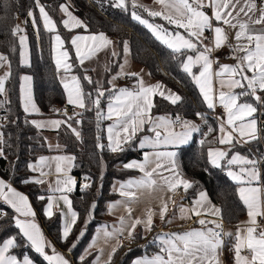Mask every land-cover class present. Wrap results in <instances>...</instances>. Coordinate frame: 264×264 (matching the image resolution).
I'll return each mask as SVG.
<instances>
[{"label":"snow or ice","instance_id":"obj_1","mask_svg":"<svg viewBox=\"0 0 264 264\" xmlns=\"http://www.w3.org/2000/svg\"><path fill=\"white\" fill-rule=\"evenodd\" d=\"M36 6L39 8L40 17L43 20L44 28L48 32H56V22L45 10V7L40 3V0H35ZM110 6L120 8L125 11L131 7V18L139 24L144 25L153 36L164 44L172 53L185 55L187 52H193L195 55H185V59L181 61V66L188 75H190L196 85L199 87L203 100L209 110H215L217 103L223 107L226 114V120H221L219 124V132L221 135L209 143H218L220 145L235 146L236 140L234 134H238L244 139L245 143L250 140L258 139L257 120L254 116L258 112V105H264V96L258 93H264V27L256 29L255 25L264 26V5L258 8L256 0H154L158 4L159 10L151 9L143 4L138 3V0H109ZM205 8L212 10V15L209 16L204 11ZM142 9L147 13L148 17L153 19L159 17L166 21L167 25L174 26L173 30H169L164 24H157L144 18L137 11ZM60 10L66 15L67 19L62 21L64 27L69 31L76 28H87L83 20L73 15L69 11L68 6L61 4ZM259 12L257 18L253 19L256 12ZM241 14L247 17V20L241 19ZM28 16L32 17L33 26H36V19L32 11L28 12ZM215 22V23H214ZM224 25L237 29L235 32V46L228 45L236 59L235 65H221L219 71L213 73L212 53L227 45L228 35ZM175 29H183V33ZM213 33V39L206 44L205 31ZM19 25L12 29V35L16 36L23 32ZM21 48L25 47L26 36L20 35ZM57 47L63 49L65 41L59 34L54 37ZM245 43H241V41ZM83 43V47L82 44ZM71 45L75 48L76 59L82 66L84 62L91 59L98 51L113 45L105 33H94L87 36L75 35L71 37ZM122 51L125 57L130 52L127 41H122ZM243 53V55H237ZM21 62L27 63L25 52L21 51ZM113 56L119 55L116 51L112 52ZM178 59V57H175ZM70 57L67 50L59 52L56 58L57 69L63 68L65 73L71 72L73 64L69 63ZM8 62V57L0 53V67H3ZM127 61H125L126 63ZM200 66L199 74L193 72V68ZM10 67V65H9ZM123 65L121 69L123 70ZM10 71L5 72L3 77H0V95L5 93V80L10 76ZM250 74V75H249ZM119 75V74H118ZM128 75L139 77L138 73H129ZM213 76L220 78V90L217 94L214 88ZM224 77H227L225 79ZM21 79L30 85L31 76H23ZM83 79L89 84H95V96L92 93H85L80 78L73 75L71 77L72 87L65 83V89L68 93L67 103L78 106L81 109L87 110L86 101H90L96 111L97 128L99 129V121L102 119L112 120L113 123L107 127V144L101 142V137L97 135L96 147L103 151L107 148L112 153L124 152L127 147H131L140 132H151L153 135L145 134L139 139L138 147L140 149L150 148L153 151H145L141 161L133 160L123 165L125 169H136L141 175L136 178H129L126 181L119 182L118 186H113V191L117 192L121 199L109 201L107 203V211L113 214L115 211L123 208L127 216L121 215L118 218V224L111 227L101 225L96 229V234L90 244L95 247L97 241L103 239L107 244L112 240L116 243L111 247L107 259L102 261L101 257L104 249L99 250L100 254L96 256L92 264H113V256L118 250L123 247L121 237L130 241H135L137 238L136 229L142 226L145 232H152L155 228L154 217L157 213L149 207L144 217H133L132 204L139 200V194L148 191L149 194L160 191L164 193L175 194L178 189L182 188L185 192L193 188L195 181L184 177L180 171L178 162L179 151L184 145H188L194 140V133L201 131V126L194 121L181 119L176 116L172 119L168 116H153L152 109L155 107L151 97L159 94L172 104H177L182 100V97L172 92L171 90H162V85L145 86L142 78L138 79V84L133 90L129 88H116L113 81L114 76L108 84L112 85L111 89L105 88L99 81H93L87 75V70L83 75ZM227 88L228 91L224 89ZM235 89H240L237 92ZM22 93H25V87L22 85ZM108 94L107 111L105 112L101 106L102 99ZM251 97L252 101L244 99ZM24 102L25 112H38L35 103L32 101L31 89H27L26 94L22 97ZM2 103V102H0ZM65 115L67 112L65 110ZM82 113H77L81 115ZM195 115L207 123V117L204 113L197 112ZM67 120H51L48 122L32 121L38 128L51 125L54 128H59L62 123L67 124L71 131L80 138V132L72 127ZM80 123L79 120L76 121ZM181 126L180 132H175L173 126L175 124ZM230 129V130H229ZM209 132L213 129L209 128ZM3 143L2 134H0V144ZM203 146L205 141H199ZM59 147V146H57ZM161 148H171L174 150L160 151ZM231 151V148H229ZM229 151L222 148H208L207 163L214 168H222L221 161L226 160L228 166L227 175L238 185V193L241 201L247 208L248 220L246 228L237 227L235 233V243L233 245L235 264H264V229L258 223L257 218H264V200L261 199V187L253 186L254 182L259 184L261 181V171L259 161L243 156L240 153H235L229 158ZM3 149L0 148V156H3ZM49 159L57 161L55 172L58 174L56 187L50 191L61 193L59 199L67 206V213L61 212L64 217L60 240L67 242L73 232V227L76 224L79 214L73 210L72 201L67 193H71L76 185V180L66 175V170L62 168L63 161L69 162L75 160L74 156H56L53 158L40 157L41 164ZM238 165V170H233L232 166ZM28 167L32 171H39L38 177H33L30 181L25 180L24 183H45L44 177L50 173L42 170L40 165L29 164ZM207 171V168H205ZM64 173L65 178L60 179L59 174ZM164 173H168L165 175ZM90 178L85 177V183L82 185V190L92 187V184L87 182ZM102 179V176H101ZM44 200V196L38 197ZM48 203L44 208V214L51 217L53 213V197H47ZM0 201L9 205L17 215L13 216V220L19 232L17 236L24 238L30 246L40 254L48 264H71L63 254L57 252L52 247V255L47 254L46 248L49 247V242L45 240L38 224L35 223V211L33 210L28 197L12 187L11 183L0 179ZM169 203L175 205L172 195H168L165 199L164 195L159 197V218L162 223H171L167 218ZM210 205V208H206ZM58 207V205H57ZM97 208L95 200L90 206L89 217L94 218V212ZM181 219H190L191 216L201 217L202 215H212L221 217V209L211 205L205 191L199 192V198L194 200L191 208H179ZM191 213V215H189ZM6 215V213H3ZM24 217V219H21ZM29 217L33 219H28ZM70 217V219H69ZM91 219L85 221V227L79 233L74 242L69 248V252L76 248L77 243L85 235L88 223ZM202 227L199 229H191L183 232H160L153 237L150 244L154 243L158 248L152 256L139 257L133 261V264H220L219 253L225 241L224 237H231L232 233L223 231L222 223H217L216 220L198 219L196 221ZM213 225L208 227L207 225ZM126 233V236H125ZM17 236H11L0 242V264H34V261L28 256H23L22 259L12 254L13 249L20 246ZM141 239H147L146 236H141ZM131 250V249H129ZM247 251L250 255H244ZM89 254H91L89 252ZM81 264H84L85 257L81 256Z\"/></svg>","mask_w":264,"mask_h":264},{"label":"trees","instance_id":"obj_2","mask_svg":"<svg viewBox=\"0 0 264 264\" xmlns=\"http://www.w3.org/2000/svg\"><path fill=\"white\" fill-rule=\"evenodd\" d=\"M65 1L40 0L57 25L56 32H48L44 28L35 0H0V53L8 57V70L11 73L6 80V91L0 95V102H2L0 103V130L3 138L0 148L4 152V155L0 156V175L29 195L35 208V218L41 224L45 237L51 239L56 249L61 251L71 264H81L79 259L81 256L85 257L84 264H92L96 251H88V247L96 229L101 225L110 226L109 223L115 220L107 211V203L119 197L118 193L113 191L114 183L139 174L138 170L125 169L123 165L132 159L143 157L144 149L138 147V142L143 135L150 133L147 131L138 133L132 146H126L124 152L112 153L107 148L101 151L96 147V137L99 135L101 142L107 144L106 126L109 120H100L98 129L96 111L90 101H86L87 110L80 108L74 109L71 115L57 114V109L66 104V95L60 80V71L54 60L53 36L55 33H58L65 41L63 48L69 52V61L73 64L71 71L80 78L85 93H92L95 96L96 87L94 83L89 84L83 79L85 70L94 82L97 80L88 69L79 64L75 48L70 40L77 32H103L116 39L117 53H119L117 56H112L111 65L105 72L101 83L105 88H112L108 81L119 70L124 59L121 42L127 41L131 60L145 67L154 79L161 81L182 97L177 104H172L164 97L156 95L152 114H169L173 118L179 112H183L187 119H197L195 115L197 112L206 115L207 123H202L201 131L194 133V140L182 146L178 155L180 171L187 179L196 182L193 188L187 190V196L192 199L201 190H206L211 199L220 206L223 220L229 225L240 224L247 214V208L239 197L238 184L224 173L222 168H214L207 163L208 148L218 144L209 143V141L219 136V122L209 115L208 112L212 110L207 108L199 87L181 66V61L185 59V55L190 54V51L185 55L172 53L144 25L131 18L130 5L129 10L125 11L111 7L109 0H70L74 12L85 22L87 28L69 31L62 23L63 17L60 10V5ZM29 11L33 12L36 19L35 27L32 17L28 16ZM137 11L153 23L164 24L174 29V26L167 25L166 21L159 17L153 19L148 17L142 9ZM20 19H23L24 30L29 37L31 63L28 66L22 65L20 61L19 33L16 36L12 35V29L19 25ZM25 72L33 77L34 96L42 110L40 116L62 117L64 120L72 117L68 123L80 132L79 139L67 124L62 123L55 131H46L32 123L33 115L25 112L20 98V76ZM244 99L254 102L251 97ZM107 103L108 94L101 101L104 110ZM77 113L82 114L77 115ZM77 120L80 121L79 124L76 123ZM209 128L213 131L209 132ZM202 139L205 141L203 146L199 143ZM50 140H54L55 145H52ZM256 141L257 139L250 143ZM233 149L250 154L245 145L235 144ZM50 153H68L75 157L72 172L78 176L79 182L77 189L70 194L72 207L79 214V218L67 242H62L59 238L62 232L60 213L55 212L50 218L44 214L47 197H49L48 189L43 184L24 183L25 180L30 181L34 175L28 165L39 156ZM86 176L93 179L92 187L82 190L84 184L82 178ZM40 196H44L45 199H38ZM94 200L97 208L94 218H90L89 209ZM0 212V242H2L11 236H17L19 229L16 228L13 220V216L17 214L3 201H0ZM88 219H91V222L87 225L85 235L77 243L76 248L69 252V248L76 242L77 236L84 229L85 221ZM136 233L135 241L123 242V247L113 256V264H132L134 259L145 255L152 256L158 251L154 243H149L157 235L156 231L146 234L143 227L138 226ZM141 236H146L147 239H141ZM17 238L20 246L11 250L12 254L19 258L26 255L38 264H48L24 238L20 236ZM229 246L230 243L227 241V250H230Z\"/></svg>","mask_w":264,"mask_h":264},{"label":"crops","instance_id":"obj_3","mask_svg":"<svg viewBox=\"0 0 264 264\" xmlns=\"http://www.w3.org/2000/svg\"><path fill=\"white\" fill-rule=\"evenodd\" d=\"M243 2V0H242ZM138 3L140 4H143L151 9H156V10H159V5L158 4H155L154 3V0H138ZM256 3L258 5V8L264 4H259L258 0H256ZM64 5H67L68 6V9L69 11H71L73 13V15H75L76 17L80 18L76 13H74L71 9H70V6L68 5L69 4V1L66 0L65 3H62ZM46 10V9H45ZM47 11V10H46ZM205 11V10H204ZM207 12V14L209 16L212 15V10L210 9V11H205ZM49 14V13H48ZM64 17H63V20L64 19H67L66 15L63 13ZM259 15V12L257 11L256 12V15L253 16V19L257 18ZM53 19V18H52ZM81 19V18H80ZM241 19H244V20H247V17H244L243 14H241ZM54 20V19H53ZM82 20V19H81ZM42 23H43V20H42ZM85 23V22H84ZM215 23V22H214ZM44 25V23H43ZM217 26H223L225 27V30L227 32V35H228V41H227V45L222 47L221 49L219 50H216L212 53V59L213 61H217L218 60V63H213L212 65V71L213 73L216 72V71H219L220 69V66L221 65H225L227 62H229L231 59H233V52H232V49L228 46V45H232V46H235L237 41L235 40V32L237 31V29H233L231 27H228V26H224V25H217ZM256 29L257 27H264L262 25H255L254 26ZM56 29H57V25H56ZM208 32V30L205 31V34ZM100 33V32H98ZM84 35V36H87V35H90V34H94V33H91V32H77L74 34L75 35ZM110 40L112 41H116V39L114 37H112L111 35H107L105 34ZM26 36V41H25V47L22 49L21 48V44H20V39H19V44H20V53L21 51H24L25 52V59L27 60V63H22V65L24 66H28L30 65L31 63V51H30V43H29V37L27 34H25ZM20 37V35H19ZM212 37H213V33H212ZM83 43L84 42H81L82 44V47H83ZM241 43H245V41H241ZM54 54V53H53ZM239 54V53H238ZM237 54V55H238ZM96 55V54H95ZM94 55V56H95ZM94 56L91 57V59H88V60H92L94 58ZM113 56V55H112ZM112 56H111V60H112ZM131 58V57H130ZM22 60L21 58V55H20V61ZM55 60V59H54ZM86 60V61H88ZM124 60V59H123ZM56 62V61H55ZM70 63V61H69ZM123 63V61L121 62V64ZM227 65H233L232 63L231 64H227ZM83 66V65H82ZM132 66V63L130 62L128 64V68H126V71L123 73V74H120V77L116 80L117 83H121V85L118 87V88H124V87H127L129 88V90H133L136 86H137V82L135 79H137V77L135 76H131V75H128L129 73H131L132 69L131 68ZM84 67V66H83ZM85 68V67H84ZM1 69H6L7 71L8 70V62L4 64L3 67H0V70ZM87 69V68H85ZM109 69V68H108ZM107 69V70H108ZM106 70V71H107ZM61 71V70H59ZM105 71V72H106ZM201 71V70H200ZM72 72V71H71ZM74 73V72H73ZM75 74V73H74ZM151 75V74H150ZM250 75V74H249ZM23 76H31V74L29 73H22L21 76H20V98H21V104H22V107L24 109V102H23V99L22 97L26 94V91L27 89L30 87L31 89V96H32V101L35 103L36 105V108L39 109L38 112H34V111H29V112H26L30 115H33L31 121H37V122H48V121H51V120H61V121H65L64 118L62 117H42L40 116V113L42 112L40 106L38 105V103L36 102V99H35V96H34V88H33V77H32V80L30 82V85L27 84L26 82H24L21 77ZM59 76H60V80H61V83L62 85L64 86L65 83H67L69 85V88L72 87V81H71V77L73 75L69 73H63L61 74L59 72ZM75 76H77L75 74ZM104 76H105V73H104ZM78 77V76H77ZM225 79H227V77H224ZM104 79V77H103ZM219 79L220 78H217L215 76H213V81H214V88L215 90H219ZM123 80V81H122ZM103 82V81H102ZM157 83L161 84L162 85V90H171L172 92H175L173 91L172 89H170L168 86H166L164 83H162L161 81L159 80H156V79H148L147 82L144 84L145 86H150V85H156ZM22 85L25 87V93H22L21 89H22ZM117 88V89H118ZM64 89H65V86H64ZM235 91L239 92L241 91L240 89H235ZM176 93V92H175ZM65 95H66V105L72 107L73 109H80L78 106H74V105H71V104H68L67 103V96H68V93L65 89ZM156 95H159L158 93L153 95L151 97L152 99V102L154 103V97ZM160 96V95H159ZM170 101V100H168ZM109 102V101H108ZM108 104V103H107ZM105 112L107 111V105L105 107ZM225 113V112H224ZM153 116H162V115H153ZM173 119V118H172ZM189 120V119H187ZM113 123L112 120H109V123L107 124L106 126V134H107V127L109 124ZM36 126V125H35ZM37 127V126H36ZM39 129L41 130H46V131H55L57 130L58 128H54L53 126L51 125H47L45 127H40ZM175 132H180L182 129H181V126L180 125H174L173 126V129ZM1 131V130H0ZM147 135H150V133H148ZM194 135V134H193ZM144 136V135H143ZM142 136V137H143ZM151 136V135H150ZM141 137V138H142ZM191 142V141H190ZM189 142V143H190ZM50 143H52V145H55V141L54 140H50ZM165 150H168V151H171V150H174V149H171V148H168V149H165V148H161L160 151H165ZM145 151H148V152H151L153 151L152 149L150 148H146L144 149V152ZM250 155V154H249ZM56 156H73L72 154H68V153H50V154H44V155H41L39 156L36 160L32 161L30 164H34V165H40V167L42 168L43 171L45 172H48L50 173L49 175L45 176L44 177V180H45V183H43V185H45V187L48 189L49 191V196H52L54 199H53V203H54V207H53V213L55 212H59L60 215H61V212H64V213H67V206L64 204V202L62 200L59 199V196L61 195V193H58V192H53V191H50V185L52 188H55L56 187V180L58 178V174L55 172V166H56V163L57 161L55 160H52V159H49L45 162H43L41 164L40 162V157H48V158H53V157H56ZM143 159V157L141 159H132L130 160L129 162L133 161V160H136V161H141ZM128 162V163H129ZM61 163V166L62 168H64L66 170V175L67 176H71L73 177L75 180H76V185L74 187V190L77 189L78 187V176L77 175H74L73 172H72V168H73V164H74V160L71 161V164L69 165V162L67 161H63V162H60ZM227 166V164H226ZM232 168H238L236 167H232ZM224 173L227 174V172L223 169ZM33 176L32 177H38L39 176V171H33ZM165 175H168V173H164ZM141 175V173L139 172L138 175L134 176V177H130V178H136V177H139ZM185 177V176H184ZM59 178L60 179H64L65 178V174L64 173H61L59 174ZM186 178V177H185ZM0 179H3L5 182H8V183H11L12 187L16 188L17 191L25 194L28 199H29V202L33 208V210L35 211V208L32 204V201L29 197V195L27 193H25L24 191L20 190L19 188H17L12 182L4 179L1 175H0ZM129 179V178H128ZM126 179V180H128ZM126 180H123V181H126ZM123 181H116L114 183V185L118 186L119 182H123ZM253 186H258L260 187V184H257V185H253ZM240 187V185H238V188ZM182 189V188H180ZM73 190V191H74ZM201 191H205L207 193V196H208V200L210 201V204L211 205H215V207L217 208H220V206L218 204H216L210 197V195L208 194V192L206 190H201ZM69 199L71 200V194L70 193H67ZM139 200L135 203H133L131 206L133 208V212H132V216L133 217H141L143 218L144 217V214L146 212V210L151 207L156 213L157 215L154 217V222H155V228L153 229L152 232L156 231V233H160V232H183V231H188V230H191V229H199L201 228L202 226L199 225L196 221L198 219H205V220H216L217 223H222V225L224 223H226L223 218L221 219L220 217H214L212 215H202L201 217H196V216H191L190 219H181L180 216V211H179V208L181 206H183L184 208H191L192 205H193V202L194 200L198 199L199 198V193L196 195V197L190 199L188 196H187V192L184 191L183 194H181L179 197H177L176 199H173L175 201V205L169 203L168 205V213H167V218L170 219L172 222L171 223H162L160 218H159V210H160V204H159V197L161 195H164L165 199H167V196L168 195H172L171 193H164V192H160V191H155L151 194L148 193V191H144L143 194H139ZM118 199H121V197L119 196L116 200ZM115 201V200H113ZM48 203V202H47ZM47 205V204H46ZM58 205V207H57ZM46 207V206H45ZM206 208H210V205H206ZM221 209V208H220ZM74 210V208H73ZM1 214V212H0ZM36 215V213H35ZM113 218H115L114 221H111L109 223V230H111V227L114 226V225H117L118 224V218L121 216V215H124V216H127V213L125 212V210L123 208H120L119 210L115 211L113 214H110ZM189 215H191V213H189ZM221 217H222V214H221ZM21 219H24V217H21ZM28 219H33L31 217H29ZM61 219H62V225H63V222H64V217L61 215ZM70 219V217H69ZM34 220H35V223L38 224L41 232L43 233V230H42V227H41V224L39 223V221L34 217ZM248 220V215L246 214L244 216V218L242 219V222L240 224H237V225H228L227 226V229H226V233H232L233 235L231 237L227 236V241L228 243H230V250H227L225 251L224 253V249L222 248L220 250V253H219V260H220V264H235V261H234V250H233V245L235 243V233H236V230H237V227L239 226L240 228H246L247 227V224L244 223ZM258 220V218H257ZM208 227H213V225L209 224L207 225ZM146 234H150L148 232H145ZM96 234V232H95ZM94 234V236H95ZM44 235V233H43ZM93 236V237H94ZM125 236H126V233H125ZM45 237V235H44ZM45 240L47 242H49V247H47L45 250L47 252V254L49 255H52L53 252H52V247L55 248V250L61 254H63L61 251L57 250L56 249V246L55 244L51 241L50 238H47L45 237ZM92 242V241H91ZM116 243L115 240H112L110 241L109 243H105L103 239H100L97 241V244L95 247H91L90 248V245L88 247V251H93L95 250L96 251V255H95V258L97 255L100 254L99 250L101 248L104 249V253L101 257V260L104 261L107 259V256H108V253L111 251V247ZM91 244V243H90ZM244 255H250L249 253H247L246 251L243 253ZM64 255V254H63ZM65 256V255H64ZM29 257V256H28ZM66 257V256H65ZM19 258V257H18ZM23 258V257H22ZM20 258V259H22ZM30 259H32L31 257H29ZM67 258V257H66ZM139 258V257H138ZM68 259V258H67ZM137 259V258H136ZM134 259V260H136ZM33 260V259H32ZM34 261V260H33ZM34 264H38L37 262L34 261ZM133 264V262H132Z\"/></svg>","mask_w":264,"mask_h":264},{"label":"rangeland","instance_id":"obj_4","mask_svg":"<svg viewBox=\"0 0 264 264\" xmlns=\"http://www.w3.org/2000/svg\"><path fill=\"white\" fill-rule=\"evenodd\" d=\"M68 1H69V4H68V5L70 6V9L74 12L71 1H70V0H68ZM64 3H65V2H64ZM138 12H139V11H138ZM74 13H75V12H74ZM61 14H62V17H64L62 11H61ZM140 14L143 16V14H142L141 12H140ZM144 18H146V17H144ZM146 19H147V18H146ZM24 25H25V24H24L23 19H20V20H19V26H20L22 29H25V26H24ZM260 28H261V27H257V30L260 29ZM169 30H173V29H170V28H169ZM176 30H177V31H180V32H182V33H183V31H184L183 29H176ZM25 34H26L25 30H24L23 32L19 33V35H25ZM56 34H58V33H55L54 36H53V53H54V59H55V61H56V58H57L59 52L62 51V50H64V48H63V49H59V48L57 47L56 41H55V39H54V37H55ZM113 42H114L113 45H109L107 48H104L103 50L98 51L92 60L85 61L84 64H83V66H84L85 68H87L88 71H89L90 73H92L93 76L95 77V79H96L97 81H99L100 83H102V81H103V77H104V73H105V71H106V70L110 67V65H111V62H112V60H111L112 52H113V51L118 52V48H117L116 41H113ZM189 55H195V53L190 52ZM238 55H243V53H239ZM125 61H127V62L125 63ZM68 62H69V61H68ZM130 62L132 63L131 68H133L132 71H131V73H138V74H139V77H137V79H135L137 83H138V79H139V78H142L144 84L147 82L148 79H153V77L150 75V73L148 72V70H147L145 67H143V66H141V65H139V64L134 63V62L131 60L130 55L128 54L127 57L124 56L123 63L121 64V65L124 66V67H123V70L121 69V65H120V66H119V70H118V72L116 71V72L112 75V77H111V80H112V78H113L114 76L116 77V79L113 81V84L115 85V87H119V86L121 85V83H117L116 80L120 77V74H123V73L126 71V68H128L127 66H128V64H129ZM236 62H237V61H236V59H234V55H233V59H231V60H230L229 62H227L226 64H231V63H232L233 65H235ZM59 70H61V71H60L61 74L65 73V71H64L63 68H61V69H59ZM200 70H201V68H200L199 65H197L196 67L193 68V72L196 73V74H199V71H200ZM5 72H8V71H7L6 69H1V70H0V77H3L4 74H5ZM70 74H71V75H75L73 72H70ZM118 74H119V75H118ZM122 81H123V80H122ZM219 90H220V85H219ZM219 90H216L217 94H218ZM224 90H225V91H228L227 88H225ZM256 114H257V113L254 114L255 118H256ZM152 115H156V114H152ZM162 116H168V117H171L169 114H165V115H162ZM171 118H172V117H171ZM220 118H221V120H222V119H223V120H226V118H227V117H226V114L223 113V115H221ZM189 120L194 121L196 124H198V125H200V126H202V123L204 122V121L201 120L200 118H197V119H189ZM256 120H257V118H256ZM220 123H221V121L219 122V124H220ZM257 127H258V129H259L258 121H257ZM229 130H230V129H229ZM0 134H1V131H0ZM150 135H153V134L150 132ZM218 135H221L220 132H218ZM258 135H259V131H258ZM234 136H235L236 140L239 141L238 143H235V144H238V145H246V143L244 142V139H243V138H240L238 134H234ZM251 141H253V140H250V142H251ZM248 143H249V142H248ZM212 148H222V149L225 150V151H229V148H231V151H229V158H230L233 154H235V153L238 152V153H240V154L243 155V156H246V157H249V158H251V159H254V158H253L251 155H249V154L242 153V152H240V151H238V150H234V149H233V146L217 144L216 146H213ZM221 164H222V169H224V170L227 172V170H228V166H226V160H225V161H221ZM236 167H239V166L236 165ZM233 170H238V168H233ZM253 185H257V184L254 182ZM240 186H241V185H240Z\"/></svg>","mask_w":264,"mask_h":264},{"label":"built area","instance_id":"obj_5","mask_svg":"<svg viewBox=\"0 0 264 264\" xmlns=\"http://www.w3.org/2000/svg\"><path fill=\"white\" fill-rule=\"evenodd\" d=\"M259 4H264V0H258ZM205 11H210L209 8H205L204 9ZM205 37H207V39L205 40V43L208 44L212 39V32L211 31H208L205 35ZM264 96V94L262 95ZM65 110L67 112V115H71L73 112H74V109L66 104H64L63 106L59 107L57 109V114L58 115H65ZM209 115L217 120L218 122L221 121V115H223L224 113V109L222 106H220L218 103H217V106L215 108V110L211 111V112H208ZM176 116H179L181 117V119H187L186 115L183 113V112H179L178 114H176L173 119H175ZM256 118H257V121H258V125H259V135H258V139L256 142L254 143H246V147L249 149V152H250V155L255 159V160H258L259 161V168H260V171H261V181L259 182L260 184V187L262 189V192H261V199L264 200V107L263 105H258V112L256 114ZM175 125H179L178 123L175 124ZM232 167H235V165H233ZM87 177V176H86ZM90 178L87 182L89 183H92L93 179L91 177H88ZM82 181L85 183V177L82 178ZM184 193V190L183 189H178L177 192L173 195L172 194V198L173 199H176L177 197H179L181 194ZM258 223L259 225L261 226L262 229H264V218L262 217H258ZM229 224L227 223H224L223 224V231L226 233V229H227V226ZM121 240L122 242L124 243H130L131 241L128 240V239H125L124 237H121ZM224 245H223V249H224V253L226 251V245H227V236L224 237ZM247 252V251H246ZM248 253V252H247Z\"/></svg>","mask_w":264,"mask_h":264},{"label":"water","instance_id":"obj_6","mask_svg":"<svg viewBox=\"0 0 264 264\" xmlns=\"http://www.w3.org/2000/svg\"><path fill=\"white\" fill-rule=\"evenodd\" d=\"M7 80V79H6ZM6 80H5V88H6Z\"/></svg>","mask_w":264,"mask_h":264}]
</instances>
